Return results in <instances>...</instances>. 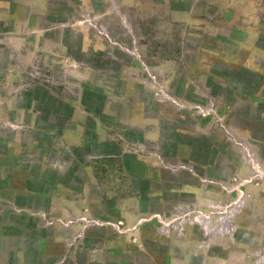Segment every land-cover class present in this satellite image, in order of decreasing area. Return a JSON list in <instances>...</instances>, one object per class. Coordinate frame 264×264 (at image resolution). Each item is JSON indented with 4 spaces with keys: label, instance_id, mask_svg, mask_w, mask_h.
Masks as SVG:
<instances>
[{
    "label": "rangeland",
    "instance_id": "374dc122",
    "mask_svg": "<svg viewBox=\"0 0 264 264\" xmlns=\"http://www.w3.org/2000/svg\"><path fill=\"white\" fill-rule=\"evenodd\" d=\"M0 264H264V0H0Z\"/></svg>",
    "mask_w": 264,
    "mask_h": 264
},
{
    "label": "crops",
    "instance_id": "0c3cea01",
    "mask_svg": "<svg viewBox=\"0 0 264 264\" xmlns=\"http://www.w3.org/2000/svg\"><path fill=\"white\" fill-rule=\"evenodd\" d=\"M74 103H75L74 106L77 107L76 102H74ZM76 111H75V113L73 114V116L71 118V124H69V125H67V127H65L63 134H64L65 139L69 143H74V144H77V145H83L86 142V139H87L88 129L85 126L84 118L82 116H80L79 115L80 113H78ZM138 115L140 117L138 119H141V120H139V121H138V119H133L132 121L128 120L127 123H129V125H135L136 124L135 121H138V123H142L141 127H143L144 132H145V133H143V136L146 137V138H155L157 132H153V130L152 131L151 130L150 131L147 130L148 129L147 124L148 123H154V126L156 128V126H158V124L156 123L158 120H155V121L153 120V122H150L149 120L145 119V117L143 116L141 110H138ZM97 126L100 127L99 128L100 130H99V133H98V131L96 132V137L100 138L99 137L100 135L102 137H104L105 128L101 124H99V122H98ZM112 140H114L117 143L123 145L122 148H121V152L122 153H125L127 151V149L124 147V142H122L118 137L113 136ZM105 141L107 142V141H110V140H108V139H106V140L98 139L97 141L95 140V143L101 144V143H103ZM111 155H114V154H111ZM9 181H10V186L12 188L18 189L19 191H22V192L25 191V192L34 194L33 193L34 190L27 187V185L29 183V180H28L27 173H26V171L24 169L17 168L15 170V176H14L13 180L11 181V178H10ZM84 208L86 209V207H84ZM89 213L90 212L88 210H83L81 212V214H80L81 215L80 218L84 220L83 223L79 225V227H81L80 229H82V230L86 227L85 220L88 219Z\"/></svg>",
    "mask_w": 264,
    "mask_h": 264
},
{
    "label": "bare ground",
    "instance_id": "6f19581e",
    "mask_svg": "<svg viewBox=\"0 0 264 264\" xmlns=\"http://www.w3.org/2000/svg\"><path fill=\"white\" fill-rule=\"evenodd\" d=\"M193 212V211H192ZM191 213V212H190Z\"/></svg>",
    "mask_w": 264,
    "mask_h": 264
}]
</instances>
